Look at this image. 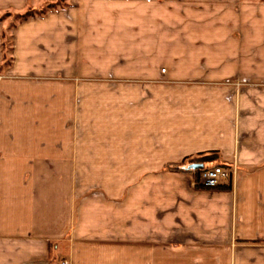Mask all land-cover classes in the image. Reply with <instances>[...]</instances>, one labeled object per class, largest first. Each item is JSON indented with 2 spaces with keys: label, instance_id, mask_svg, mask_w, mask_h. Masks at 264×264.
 Returning a JSON list of instances; mask_svg holds the SVG:
<instances>
[{
  "label": "crops",
  "instance_id": "1",
  "mask_svg": "<svg viewBox=\"0 0 264 264\" xmlns=\"http://www.w3.org/2000/svg\"><path fill=\"white\" fill-rule=\"evenodd\" d=\"M6 32L0 264H264V1L68 0L2 67Z\"/></svg>",
  "mask_w": 264,
  "mask_h": 264
},
{
  "label": "trees",
  "instance_id": "2",
  "mask_svg": "<svg viewBox=\"0 0 264 264\" xmlns=\"http://www.w3.org/2000/svg\"><path fill=\"white\" fill-rule=\"evenodd\" d=\"M46 9L41 8V9L36 10L34 8H29L26 11V13H24L22 15H17L18 23L25 22L31 18L42 17L50 11L57 10L53 5H49ZM59 9H62V8H59ZM8 42H9V44L7 46ZM1 47H2V51H3V61H4V64L2 67H6L7 65L10 64V60H11L9 57L11 54V45H10V38L9 37L7 38L5 34H2ZM217 158H218L217 153L211 152V153L198 155V156L194 157L193 159H190L188 162L190 163L191 166L202 165L203 168H205V167H209V165L211 163L215 162L217 160ZM194 171H195L196 177H197L199 170H194Z\"/></svg>",
  "mask_w": 264,
  "mask_h": 264
},
{
  "label": "built area",
  "instance_id": "3",
  "mask_svg": "<svg viewBox=\"0 0 264 264\" xmlns=\"http://www.w3.org/2000/svg\"><path fill=\"white\" fill-rule=\"evenodd\" d=\"M233 176V171L223 165H213L199 170L196 177V186L206 189L216 188L221 183L228 181ZM61 264H66L62 262Z\"/></svg>",
  "mask_w": 264,
  "mask_h": 264
},
{
  "label": "rangeland",
  "instance_id": "4",
  "mask_svg": "<svg viewBox=\"0 0 264 264\" xmlns=\"http://www.w3.org/2000/svg\"><path fill=\"white\" fill-rule=\"evenodd\" d=\"M67 1L68 0H32V1L28 2L26 9L22 13H18V14H14L12 12L0 13V23H3L5 25V27L7 28V31H8V33L6 32L4 34L6 35L7 38L9 37L8 36L10 33L9 31L18 22L17 15H22V14L26 13V11L29 8H34V9L38 10L41 8L46 9L49 5H53L56 9H59V8L63 9L66 7ZM261 1H264V0H261ZM8 44H9V42L7 43V46H8Z\"/></svg>",
  "mask_w": 264,
  "mask_h": 264
},
{
  "label": "water",
  "instance_id": "5",
  "mask_svg": "<svg viewBox=\"0 0 264 264\" xmlns=\"http://www.w3.org/2000/svg\"><path fill=\"white\" fill-rule=\"evenodd\" d=\"M190 168L194 169V170H200L203 168V166L202 165H196V166H191Z\"/></svg>",
  "mask_w": 264,
  "mask_h": 264
}]
</instances>
